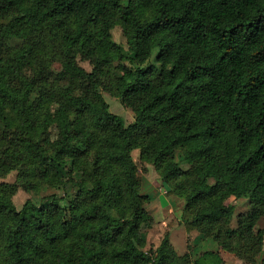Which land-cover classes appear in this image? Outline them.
Returning <instances> with one entry per match:
<instances>
[{"label": "trees", "instance_id": "16d2710c", "mask_svg": "<svg viewBox=\"0 0 264 264\" xmlns=\"http://www.w3.org/2000/svg\"><path fill=\"white\" fill-rule=\"evenodd\" d=\"M135 150L216 249L181 255L168 231L145 250L154 218ZM11 172L0 264H264V0H0V177ZM44 185L65 194L17 208L18 190Z\"/></svg>", "mask_w": 264, "mask_h": 264}, {"label": "rangeland", "instance_id": "374dc122", "mask_svg": "<svg viewBox=\"0 0 264 264\" xmlns=\"http://www.w3.org/2000/svg\"><path fill=\"white\" fill-rule=\"evenodd\" d=\"M127 2V0H123ZM113 38L118 43L126 55H128V44L125 38L123 29L118 26L113 30ZM80 65L87 71L92 70V65L88 62L80 61ZM52 68L56 71L61 70V64L56 62ZM105 100L110 105V111L114 114L123 116L126 124H132L136 119L134 111L124 106L118 98L110 95L107 91L102 92ZM133 156L137 162L140 178H141V192L142 195L150 197V202L147 208L154 218V222L151 224H144L142 227V233L145 240V250H153L160 246L166 232L170 231L171 244L176 251L183 255L187 252H191L194 258L197 253L203 250L214 249L216 246L210 240H206L199 231L188 233L184 224L181 221L184 201L178 197H169L167 192L169 187L167 183L161 178L156 168L146 162H142L139 158V151H133ZM177 159H180L179 153ZM184 169H188L189 165L182 163ZM17 172H11L5 177H0V182L14 184L16 182ZM67 190L70 194L74 193V188L68 185ZM65 188V189H66ZM52 194L64 195V189L62 187H50L42 186L38 192H27L23 189L18 190L14 195L13 200L18 209H21L27 199H32L35 203L40 204L42 198L50 196ZM228 203L236 205V214L248 211V201L245 199L236 200L234 198L229 199ZM236 221V219H235ZM234 221V222H235ZM192 244L193 248L189 250L188 246ZM230 259H227V264H249L246 260L237 258L234 254H227Z\"/></svg>", "mask_w": 264, "mask_h": 264}, {"label": "crops", "instance_id": "0c3cea01", "mask_svg": "<svg viewBox=\"0 0 264 264\" xmlns=\"http://www.w3.org/2000/svg\"><path fill=\"white\" fill-rule=\"evenodd\" d=\"M214 249H216V248H214ZM223 257H224V259H225V264H227V262H228V260L227 259H230L227 255H225V254H223Z\"/></svg>", "mask_w": 264, "mask_h": 264}]
</instances>
